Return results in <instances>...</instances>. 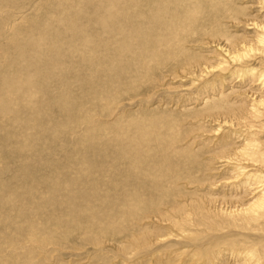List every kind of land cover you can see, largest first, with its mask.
Segmentation results:
<instances>
[{
	"label": "rangeland",
	"instance_id": "1",
	"mask_svg": "<svg viewBox=\"0 0 264 264\" xmlns=\"http://www.w3.org/2000/svg\"><path fill=\"white\" fill-rule=\"evenodd\" d=\"M76 1L77 0H74L72 7H76L79 3ZM225 1L226 0H213L214 3L211 4L210 0H208L210 7H208L209 5L207 4L206 6L203 4L208 8H200V14L202 17H200L201 15L198 16L201 20L204 18L202 20L203 22L200 19H196L195 26L193 21L188 20L185 21L186 26L178 28L180 30L178 33L179 37L175 40V43L172 46V54L176 56H173L170 60L166 58L164 53L166 52V42L171 38V31L165 28L164 24L162 25V21L153 27V33L146 31L143 28L141 32H139L140 34L132 39V53L125 55V57L122 58L124 63L130 65L129 69L126 68L127 65L122 63H119V65L117 63L115 65H119L123 69L119 70L120 67L117 66V71L115 70V73L112 70L110 71V65L105 63L102 64L105 65L102 66V72H100L99 69L98 75L100 77L97 78V68L92 65L93 70H95L93 71L94 73H90V76V74L87 75L85 73L92 71V68L87 67L80 80L89 76L96 85L91 84L90 82V85L88 86L87 83H83L84 80L78 84L70 77H65V80L69 81V84L67 83L65 86L59 85L56 81H51V83L47 84L44 88V93L45 90L46 93L42 96L39 95L41 97L40 99H43L42 102L45 101L43 104L47 106L46 110L48 115L43 112V107L41 105L38 109L41 114L40 117L36 111V114L38 115L37 119L40 121V125H43V129H41L43 131H41L42 134H40L42 136H40L39 140H33L35 139V135L30 134L29 137L33 142L29 144V148L19 147L20 143L18 142V144L14 142L15 135L13 136L12 133L4 132L6 130L3 131L2 129L0 132V188L5 185V190H0V192H3L0 195V199L9 195V192L14 189H16L17 192L21 191L20 189H17L19 176L32 179L45 176L43 171L40 170L44 163L48 164L49 171L52 168V165L56 166V168L58 166L61 168L64 165V159L66 156L70 155V153L72 155L78 153V150L83 148L82 146H84L86 142H89L88 144H90V140L92 141L90 138L97 139L100 138L98 136H103L101 141L93 139L94 141H92L93 143L91 142V144L94 146L90 145V148L94 147L96 150L95 152L91 151L90 154L92 155L94 152L102 155L101 152L104 149V154L107 155V160L112 162L113 158H110V156L113 151L116 152V157L121 156L120 153L127 151L126 146L121 145L119 139L122 138L124 134H128H126L125 127L123 126V124L128 121L132 122L133 125H137L138 122V125L142 127L145 126V128L142 129V132L144 129H147V132L144 133V135L148 137L149 144L147 145V149L152 145H154L155 148L152 149V152L147 154V158L149 159L145 161V163H140L139 167H144V169L139 168L142 170H140L142 177H138L140 179H138L139 182L136 178V173L132 170H128L127 163H122L123 160L118 161V159L115 161H118L120 164L116 162L108 165V168L111 167L108 171L109 180L107 182L101 185V182L103 183L106 179H100L102 178L101 176L100 178L98 177L99 179L96 178L99 180V183L96 182L97 186L101 185L102 191L107 192V189L115 191H110L109 199L105 198L102 200L105 205L108 203L107 206L109 207H113L114 209L117 208L115 205L119 204L120 197L128 196L124 191L131 192L130 196L132 197L129 198L131 199L128 203L129 208L120 212L119 215L117 213L118 216L116 217V219H118L120 215L124 214V219H130L125 223L131 228L130 230L126 228L124 233L120 231L118 234L114 235L113 233H107L106 231L108 228L106 227V229L102 227L103 224H98L99 228H94L95 231L89 229L79 231V233L77 231H71L68 233L65 230L69 227H74L76 223H89V219H91L92 216H95V212H83V214H80L81 216L79 214H67V216L58 218L60 227H56L53 215H48L44 213V211L36 212L34 214L32 210H20L22 213L27 212L30 215H25V218H19L16 214H11L6 221L0 223V264H243L245 259L238 258L237 260V255H241V257L246 255L242 249H244L246 244L247 247L245 248L248 249L249 242L251 243L249 248L253 247V250H255L254 252L257 251L258 256L263 255L264 227L261 228L263 221H261L260 226L259 223L254 226L257 228V230L255 228L257 232L260 230V232H256L259 239L255 238L254 235H252L253 233H248L250 237L248 238V241L246 240V244V241L243 243V248L241 246L240 249H238L237 246L239 245V240H241L238 235V229H234L232 232V228L228 227L229 225L227 224L220 225L221 227L219 228L217 227L218 222H221L222 220L221 218H223V220L226 219L225 217L231 212L230 207H234V205L237 207L239 200H241L240 203L246 204L248 197H250L247 192H249L251 187L247 184H250L252 181H247L246 175H240L242 171L237 172L238 166L242 165L245 167L244 171L248 172V175H264V162L262 163L259 161L255 164L250 160L245 161L243 157H239L237 154L242 148L247 149V147H245L246 143L251 144L255 139L259 144L262 143V148L264 149V131L262 134L258 133L257 136L256 134L255 136H252L251 134L255 133V130L258 132V130L256 128H254L255 130L249 128L250 125H254L255 123H252L248 119L253 116V114L250 113L252 112L250 111L252 110L250 108L252 100L255 97H260L261 99H264V97L262 92L257 91L259 90V88H257L258 85L255 86V82L250 81L251 78L246 76L249 75V70L252 71L254 68H256L255 73H258L257 71L262 69L260 64L263 61L258 58L254 59L257 63L254 60L245 62L247 63L246 65L243 64L242 66H237V69L227 66L223 73L208 72V74L200 75L205 65L215 66L218 62V57L213 54V49H215L216 45H212L210 38L205 36L213 27L215 28L217 26L216 28H219L218 30L220 31L224 29L221 32L228 33L230 36H241L237 41L246 38L251 39L250 37L253 38V36H255L252 30H245V28L247 29L248 27V29H250V27H245L243 23L241 26L237 27L235 26L236 23L232 25L227 19H222L220 17L219 19L215 18V11H211V6L215 4V8H213L219 9L222 5L225 6ZM241 4L242 7H244V5L245 7H250L251 5L250 2L247 4ZM203 9H207L208 11L205 12ZM254 9L255 8L250 9V11H248L249 13L246 11L248 18L250 19L254 15L262 18V16H259L260 13H256L257 10L254 11ZM190 10L194 12V9ZM57 13L58 11L56 10L55 2L53 3V0H6V4L0 7V41L6 43L4 40L11 38L15 28L20 25L23 31L27 24L34 23V20L35 22L41 23L42 19L44 20L50 16H55ZM76 13H78L79 16L80 12L77 11ZM249 15L252 16L250 17ZM82 16L83 14L81 17ZM164 18L168 20L169 17L164 16ZM241 19L242 18H240L239 21H241ZM119 20H121V18H119L118 21ZM208 20L215 21L216 26H213L214 24L212 25V23L209 24L210 21ZM243 22L246 24L248 20H244ZM118 24L120 29L123 30L124 22L119 21ZM118 24L115 27H117ZM191 24L194 26H190ZM207 24H209L208 28L205 27ZM136 25L138 26L139 24ZM38 26H40V24ZM81 26L82 25H80L79 28L82 29ZM202 26L205 28L203 27L204 29L202 28V30H200L199 28ZM193 27H197L196 30ZM51 28L53 31L54 29H59L54 26H51ZM100 28L101 27H99V32L101 33L102 29L100 30ZM198 29L203 32L202 36L201 34H198L200 33ZM26 31L28 30L26 29ZM103 33L100 42L106 44L108 47L113 43L112 40L114 41L116 38H120V35L112 33L110 28ZM197 34L201 37H197ZM186 36H188V39ZM145 37H147L148 40L145 39ZM216 39L220 41H214L219 43L222 41L221 45L225 44V39ZM153 43L159 44L153 47ZM198 43H201L202 47L198 45ZM94 45L97 46L96 43H94ZM157 48H160L161 50H156ZM99 49L100 45L95 47L94 54L97 50L99 53ZM116 50L117 49H113V51ZM102 52H104V50H101V56L105 60L106 58L109 59L111 55L107 57L108 54L104 55ZM149 53L151 54L148 56ZM194 57L197 58L198 61L190 63L189 60H193ZM111 58H113V56H111ZM113 60L116 61L115 59ZM113 60L110 59V61ZM107 62H109V60ZM147 62L151 64V68H148ZM63 63V65H66V62ZM146 66L147 69L141 71L140 68ZM81 68V66H78L74 70H82L83 68ZM66 69L67 67L64 71H66ZM199 69L201 73L198 72ZM145 70H147V76L141 78ZM95 74L97 76H95ZM120 74L122 76H120ZM78 75L81 76L80 74ZM102 76L106 78L104 79ZM73 77L72 74V78ZM98 79H101L102 81L100 80V82H98ZM71 80L73 81L72 85L70 84ZM82 84L84 87L86 86L85 89L82 87ZM92 86H94V88ZM63 88H66V91L59 94L60 90ZM221 88L225 91H221ZM231 90L235 91V93ZM224 93H227L229 96L223 98V95H226ZM220 94L223 95L220 96ZM238 94L240 96H238ZM230 96L233 97L230 98ZM60 99H62V101ZM57 100L63 103H59V108L62 111L64 110L63 112L58 111L57 108H53L54 103H57ZM224 101L227 102L229 108L232 103L231 110L227 107L226 102ZM234 104L237 107L234 106ZM61 105L64 107H61ZM215 105H220V109H216L217 106ZM219 110L222 111L220 112ZM146 118L147 120H145ZM155 118H157L156 121H154ZM263 118L261 122L264 127ZM160 119H163L164 122ZM150 120L156 125H151L149 123ZM20 123L21 121H19L17 125ZM11 130L14 129L12 128ZM96 135L98 136L96 137ZM130 136L132 137V134H130ZM107 137H110V140L118 138L116 143H120V145L116 146V148H114V144L108 143L107 145ZM79 138L82 140L80 139L79 141ZM85 139H87V141ZM129 139L130 137H128L127 140H124V144H128ZM2 141L4 142L2 143ZM81 142L82 144L84 143V145H82ZM75 143H77V147L74 145ZM95 146H97V148H95ZM103 147H106L107 149ZM170 148H177L188 161L184 159H181V161L180 159L175 160V158H170L168 155L165 157L168 160L164 162L161 160L160 162L158 156L164 153L163 149ZM219 153L220 156L225 155V157L230 159V162L226 163L227 165L225 164L224 166H221V161H212L215 155H219ZM104 154L101 156L102 159L105 156ZM232 156L234 158H232ZM237 156L239 157V159H237L239 162L235 164L234 160ZM21 159H28L29 161L26 165H23ZM37 160L40 162H37ZM132 160L136 159H131L130 161L132 162ZM34 162H37V165ZM39 163L43 164L39 165ZM99 163L100 162L97 160L94 164ZM218 164L219 167H216ZM147 165L150 166L148 167ZM21 168L27 170L20 171ZM99 168L100 166L91 171L94 170L93 172H96ZM129 171H132L135 176L130 174L128 177L127 175L129 174ZM147 175L150 176L148 177ZM232 179L234 181L236 180V182ZM146 180H148V182H146ZM86 184H88V182H86ZM242 184L244 185L242 186ZM138 186H140V188ZM241 186L244 188H241ZM141 187L143 188L141 189ZM237 187L238 189L235 190ZM123 188L125 190H123ZM131 189L133 191H131ZM135 190L136 193H133ZM243 191L249 196L246 195L245 192L242 193ZM238 194L241 197H239ZM99 196L102 197V195ZM104 196L107 195L103 194V197ZM165 199L166 201H164ZM170 200H172V202ZM175 201L176 205L181 203L182 207L178 206L176 208V205L173 204ZM166 202L170 205L165 204ZM140 205L148 208H153L158 205L161 212L164 213L165 211L168 213L169 209L173 212L180 209L178 214L175 213L177 218L173 221L177 223V225L178 223H182V225L175 228L174 224L170 222L166 223L162 232L166 231L165 234H170L169 237L171 238L166 239L163 243L156 244V242H153L154 240L151 238H156L154 233H150L151 236L149 239L145 238L148 244L145 243L144 245H138L133 242L130 243L128 236L139 238L142 234H145L148 231L147 227V229H142V232H139L138 228H142L145 225V222H136L134 219L148 216L150 229H154L157 223L154 221V217L148 213L149 210L147 208L143 209L144 211L139 210ZM1 208L2 205L0 203V216L2 212L6 215L10 214V210ZM211 210H213V212ZM131 211H133L134 214H131L130 216L129 212ZM115 223L117 225L119 224L115 220V222L110 225L112 231L115 230ZM62 224L67 227L62 228ZM131 225L138 226L130 227ZM168 225L169 227L173 226L174 228L170 227V230L167 228ZM26 226L28 228H26ZM29 227L34 228L35 234H37V236L35 235L36 245L34 242L31 243V241H29V236H27L30 233ZM19 231H21V237H19ZM142 237H144V235ZM166 237H168V235ZM16 239L21 243L20 245L14 243ZM150 243H152V246ZM257 244H259V246ZM258 247L261 248L259 249L260 252ZM9 253H12L13 255L16 254L15 256L19 258L18 261L11 262L8 260L7 256L10 255ZM262 260L264 261L263 258Z\"/></svg>",
	"mask_w": 264,
	"mask_h": 264
},
{
	"label": "bare ground",
	"instance_id": "2",
	"mask_svg": "<svg viewBox=\"0 0 264 264\" xmlns=\"http://www.w3.org/2000/svg\"><path fill=\"white\" fill-rule=\"evenodd\" d=\"M248 1L251 3L250 7L249 6L245 7V5H244V7H242L241 3L247 4V3H249ZM7 2H9V1H7ZM54 2H55L56 10L58 11V13L55 14V16H50L48 18H45L44 20L42 19L41 23L35 22V20H34V23L27 24L26 28H24L23 31H22V27L20 25L17 28H15V31H14L11 38L4 40L6 43L0 41V132L3 129V131L6 130L4 132L12 133L13 136L15 135L14 136V139H15L14 142L15 143L19 142L20 143L19 147H22V148H29L30 147L29 144L31 142H33V140H36V139L39 140L40 136H42L40 134H42L41 131H43V130H41V129H43V127H42L43 125H40V121L37 119V116L39 115V117H40V115H41L40 112L38 111V109L41 105L43 107V112L45 114H47V110H46L47 106H45L43 104L45 101L42 102L43 99H40L41 97L39 95L42 96L46 93V90L44 93V88L47 86V84H50L51 81H56L59 83V85L65 86V85H67V83L69 84V81L65 80L67 77H70L72 80H75V82H77L78 84L82 80H84L83 83H87L88 86L90 85L89 84L90 82H91V84H95L89 78V76L83 78L82 80H80V78L83 77L82 74H83L84 70L87 69V67L92 68L93 66H95L97 68V71H98L97 75H98L99 69H100V72H102V70H101L102 66H105L102 64H105V63L110 65L109 70L110 71L112 70L115 73L117 71L116 67L120 65L119 63L127 65L126 68L129 69L130 65H128L127 63H124L122 61V58L125 57V55L132 53V51H133V49L131 48L132 39L134 37H137L140 34L139 32H141V30L143 28H144V30L150 31L153 33V27L156 26V24L161 23L162 21H163L162 25L164 24L165 28H167V29H169V31H171V33H170L171 38L168 39L166 42V46H165L166 52L164 53L166 55V58L170 60L171 58H173V56H176V55L172 54V48H173L172 46L175 43V40L179 37L178 33L180 30L178 28H180L181 26H186L185 21H188V20L193 21L195 24L196 19H200V18H198V16L201 15L200 14V12H201L200 8L205 7L206 4L209 5L208 0H77L76 2H79V3L76 5V7H72V4H74V0H53V3ZM210 3L211 4L214 3L213 0H210ZM5 4H6V0H0V7L2 5H5ZM222 4H223V2H222ZM214 5L215 4H213V6H211V11L212 10L215 11V18L219 19V17H220L222 19H227L228 21L231 22L232 25L236 23L235 26H237V27L241 26L243 23V25L245 27H247V26L250 27V29H248V27H247L248 30L246 28H245V30L246 31L252 30L254 32L255 36L252 35L253 38L250 37L251 39L246 38V39H242V40L237 41L238 39L241 38V36L240 37H238V35L230 36L228 33L221 32L224 29L221 28L222 29L221 31L218 30L219 28L218 29L216 28L217 26L215 25L216 24L215 21L208 20V21H210L209 24L212 23V25L214 24L213 26H216V27L215 28L213 27L210 32L207 30L208 33L205 36L210 38L212 45H216L215 49H213V52H214L213 54H215V56L218 57V59H217L218 62L215 66L205 65L202 73L200 72V69L198 72L201 73L200 75L208 74V72L223 73L226 70L227 66L234 67L237 69V66H242L243 64L246 65L247 63H245V62H249V61H252L254 59L259 58L261 61H263L260 64L262 66L261 67L262 69L258 70L257 71L258 73H255L256 68H254V70H252V71L249 70V72H248L249 75H246V76H249L251 78L250 81L255 82V86L258 85L257 88H259V90H257V91L262 92V95L264 97V0H226L224 3L225 6L222 5V7H219L218 5H221V4L217 5L219 7V9H214L215 8ZM208 7H210V5ZM208 7H205V8H208ZM72 8H74L76 11ZM253 8H255L254 11L257 10L256 13H258V14L260 13L259 16H262V18L257 17L255 15L254 16L251 15L252 17L249 15L251 18L250 19L248 18L247 13H249L248 11H250V9H253ZM190 9H194V12H192ZM258 10H259V12H258ZM77 11L80 12L79 16H78V13H76ZM204 11L206 12L208 10L206 9ZM209 11H210V9H209ZM246 11H247V13H246ZM82 14H83V16L81 17ZM77 16H78V18H77ZM164 16L165 17L168 16L169 17L168 20L166 18H164ZM200 17H202V15ZM119 18H121V20H119V21L124 22L123 30L120 29V27H119V24H118ZM240 18L244 19L245 21L248 20V22H247L248 24L246 23L247 24L246 25L245 22H243L244 20H242V19H241V21H239ZM157 21H158V23H157ZM199 21H198V23H199ZM29 22H30V20H29ZM202 22H201V24H202ZM134 23H135V25H134ZM31 24L33 27L31 26ZM39 24H40V26H38ZM117 24H118V26L115 27ZM136 24H139V25L137 26ZM209 24H207V26H205V27L208 28ZM80 25H82L81 26L82 29L79 28ZM192 25L193 24H191L190 26H192ZM51 26H54L55 28H59V29L58 30L54 29V31H53ZM195 26H196V24H195ZM99 27H101L100 30L102 29L101 30L102 34L99 32ZM203 27L204 26H202L199 29L202 30ZM12 28H13V26H12ZM109 28L112 30V33H114L116 35H120V38L119 39L116 38V40H114V41L112 40L113 43L110 44L108 47L106 44H102L100 41L102 40L101 36L103 37V34H104L103 32L105 30H108ZM193 28L196 30L197 27H193ZM26 29L28 31H26ZM182 29H183V27H182ZM191 29H192V27H191ZM200 30H199L200 33H198V32L197 33L201 34V36H202L203 32ZM242 30H243V28H242ZM192 31H193V29H192ZM10 33H11V31H10ZM182 33H184V32H182ZM222 33H224V34H222ZM198 34L196 35L197 37L200 36ZM181 36H182V34H181ZM187 37L188 36H186V38ZM216 38L225 39V41H224L225 44L221 45L222 41L220 43L214 41V40H217ZM145 39H147V37H145ZM193 39H194V37H193ZM217 41H220V40H217ZM1 43H2V45H1ZM94 43H96L97 46L100 45L99 53L97 50V52H95V54H94L95 47H97L94 45ZM204 43H206V42H204ZM248 43H250V44H248ZM158 44L159 43H153L152 45H153V47H155ZM93 45H94V47H93ZM198 45L201 46V43H198ZM209 46H211V45H209ZM91 48H94V49H91ZM112 48L117 49V50L113 51ZM101 50H104V52H102V54H104V55L108 54L107 57L109 55H111V56H113V58H111V56H110L109 59L106 58V60H105L101 56ZM156 50H161V49L157 48ZM151 53H149L148 56ZM209 54H211V53H209ZM110 59H112V60L115 59L116 61L113 60L115 63L113 61H110ZM108 60H109V62H107ZM193 61L196 62V61H198V59L194 57L193 60L192 59L189 60L190 63H192ZM63 62H66V65H63L64 64ZM117 63L119 65L116 66L115 64H117ZM147 63H148V68H151L150 67L151 64L149 62H147ZM78 66H81L83 69L81 68L82 70H80V69L74 70ZM66 67H67V69H66V71H64V69ZM119 67H118L119 70L123 69L121 66H119ZM252 68H250V69H252ZM140 69H141V71H143L144 69H147V66L142 67ZM208 69H210V70H208ZM91 70L92 71H90V72L88 71L89 73H85V72L84 73L88 75L91 72H93L95 69L93 70V68H92ZM72 71H73V73H72ZM119 73H120V71H119ZM72 74L74 76L73 78H72ZM78 74H80L81 76H79ZM97 75L95 74V76H97ZM103 75H105V74H103ZM76 76H79V77H76ZM90 76H91V74H90ZM120 76H122V75L120 74ZM146 76H147V70H145L143 72L141 78H145ZM99 77L100 76L98 75L97 78H99ZM103 78H101V79H103ZM247 79H248V77H247ZM254 79H256V80H254ZM72 80L70 82L71 85L73 82ZM98 80H96V81H98ZM100 80L98 82H100ZM230 80H231V78H230ZM226 81H227V79H226ZM94 82H95V80H94ZM243 82H244V80H243ZM247 82H248V80H247ZM229 83H230V81H229ZM82 87H84L83 84H82ZM92 87L94 88V86H92ZM221 87H223V86H221ZM85 88H86V86L84 87V89ZM39 89H40V91H39ZM93 90H95V89H93ZM64 91H66V88L61 89L59 94L63 93ZM221 91H225V90L221 88ZM231 91H233V90H231ZM39 93H42V94H39ZM233 93H235V91H233ZM224 94H226V95L222 94L223 98L226 96H229V95H227V93H224ZM228 94H230V93H228ZM222 95L220 94V96H222ZM238 96H240V95L238 94ZM231 97H233V96H230V98ZM225 99H228V98H225ZM60 100L62 101V99H60ZM61 101L57 100V103L56 102L54 103L53 108H57L58 111H62L59 108L60 107L59 103H62ZM226 101H224V102H226ZM241 101H242V99H241ZM239 104H241V103H239ZM251 104L252 105H250V108L252 110H250V111H252V112H250V113H252L253 116H251V118H248V119L252 123H255V124L250 125L249 128L250 129L256 128L258 130V132H256V130L254 129L255 133H252L251 135L255 136V134H256V136H257L258 133L262 134V132L264 131L263 130L264 129L263 123L261 122L262 118L264 117V99H261L260 97H255L252 100ZM51 105H52V103H51ZM220 105H222V104H220ZM220 105H218V106L215 105V106H217L216 109H220ZM226 105H227V102H226ZM231 105H232V103L230 104V108H231ZM234 106H236V105L234 104ZM61 107H64V106L61 105ZM227 107H228V105H227ZM222 108H223V106H222ZM36 111L38 112V115L36 114ZM229 113H230V111H229ZM246 115H245V117H246ZM232 117H233V115H232ZM242 117H243V115H242ZM156 119L157 118H155L154 121H156ZM145 120H147V118ZM160 120L163 121V119H160ZM19 121H21V123L19 125H17V123ZM151 121L152 120H150L149 123L151 125L155 126L156 124L151 122ZM41 124H43V123H41ZM246 124H248V123H246ZM123 126L125 127L126 134L127 133L128 134L127 135L124 134L123 137L120 138L119 140L121 141V145L126 146L127 151H124V153H120L121 156H119V157L118 156L116 157V152L113 151L111 153V156H110V158H113L112 162L107 160V155L104 154V152H105L104 149L101 152L102 155L103 154L105 155L103 159L101 158L102 155H100L98 153H94L96 149H94V147L90 148L91 147L90 145H93V144H91V142L94 141L96 138H90V139H92V141L89 139L90 144H88L89 142L88 143L86 142L87 144L85 143V145H84V143L82 144V142H83L82 141L81 144L84 146H82L83 148L78 150L79 151L78 153H76L74 155H72L70 153V155L66 156V158L64 159V161H65L64 165L61 168L59 166L56 168V166L52 165V168L49 171L47 163H44V164L39 163V165L43 164L41 167L42 169H40V170L43 171V174H45V176H41V177H38L35 179L28 178V177L25 178L24 176H22V177L19 176V179H18L19 184H18L17 189H20L21 191L17 192V190L14 189L13 191L9 192V195L4 196V198L0 199V203L2 205V208H4L5 210L11 211V212H9L10 214H7V215L5 213L3 214V212H2V214L0 216V223L6 221L11 214H14V215L16 214V216L19 218L20 217L25 218V215L29 216L30 214H28L27 212L22 213L20 210H27V211L32 210L34 214L36 212L44 211V213H46L48 215H51V216L53 215V220L55 222L56 227L57 226L60 227L59 219H58L60 217L67 216V214H79L80 215V214H83V212H87V213L95 212V216H92V218L89 219L90 220L89 223L82 224L78 221L79 223H76L74 225V227H69L65 231L68 233H70L71 231H73V232L77 231L79 233V231H84V230H89V229L92 231H95L94 228H99L98 224H100V225L103 224L102 227H104V228L107 227L109 229L108 230L106 228L107 229L106 232L111 233V234L113 233L114 235L118 234L120 231L122 233H124L126 228L130 230L131 228H129L128 225L125 224L130 219H127V220L124 219V217H123L124 214L120 215V217L118 219H116V217L120 214V212L127 210L129 208L128 203L131 200L129 198L132 197V196H130L131 192L124 191L125 193H127L128 196L120 197L119 204L115 205L118 208V211H117V208L114 209L113 207H109V206H107L108 203L105 205V203L102 201L105 198H108V199L110 198V191H112V192H115V191L107 189L106 190L107 192H104V191H102L101 185H103L105 182H107L109 180L108 171H109L111 166L108 168V165H111V164L116 163V162L118 163V161H121V160H123L122 163H127V168H129L128 170H132L136 173V178L138 180L139 179L138 177L141 176V174H142L140 172V170L144 169V167L143 168L139 167L140 163H145V161H147L149 159V158H147L148 157L147 154L152 152V149H154L155 147H154V145H152L150 148L147 149V145L149 144L148 143V137L146 135H144V133L147 132V129H144V131L142 132V129L145 128V126L142 127V126L138 125V122H137V125H133L132 122H129V121L124 123ZM12 128L14 130H11ZM132 131L134 134L132 133ZM30 134H32V135L34 134L35 139L32 140L29 137ZM130 134H132V137L130 136ZM24 136H26V137H24ZM97 136L98 135H96V137ZM98 137H100L101 139L97 138L96 141L97 140L101 141L103 139V136H101V135ZM128 137H130V139L128 140V144L127 143L124 144L123 141L127 140ZM109 138L108 137L106 138V141H108L106 143L107 145H108V143L114 144V148H116V146L120 145V143H116L118 138L112 139V140H110ZM51 139H52V137H51ZM80 139L81 138H79V141H80ZM87 139H85V140L87 141ZM3 142L4 141H2V143ZM74 145L76 147L78 146L77 143H75ZM86 145H87V147H86ZM99 146H101V145H99ZM262 146H263L262 143L259 144L258 141L255 139L251 144L246 143L245 147H247L248 151H247V149L242 148L240 150V152L237 151V152H239L237 154L239 157L240 156L243 157L245 159V161L250 160V161L254 162L255 164L258 163L259 161H261L263 163L264 162V149L262 148ZM106 147H103V148H106ZM95 148H97V146H95ZM91 151H94L92 153V155L90 154ZM163 152L164 153L162 155L158 156L160 159V162H161V160H162V162L168 160L165 158L168 155L170 158H175V160H177V159H180V161H181V159L187 160V158L184 157L179 152V150L177 148L176 149L175 148L163 149ZM18 153H16V154H18ZM202 155H203V153H202ZM199 156H200V154H199ZM238 156L234 160L235 164L237 162H239V161H237V159H239ZM110 158H108V159H110ZM232 158H234V157L232 156ZM117 159H118V161H115ZM131 159H136V160H132V162H131L130 161ZM97 160L100 163L94 164ZM229 160L230 159L225 157V155L220 156V153H219V155H215V157L212 159V161H215V162L221 161L220 162L222 164L221 166H224L226 163H229L230 162ZM28 161H29L28 159H25V160L21 159V162L23 163V165H26L28 163ZM180 161H178V162H180ZM37 162H40V161L37 160ZM37 162H34V163L37 165ZM118 164H120V163H118ZM174 164H176V163H174ZM98 166H100L98 171H96V172H93L94 170L91 171L92 169H95ZM147 166L149 167L150 165H147ZM188 166H189V164H188ZM188 166H186V167H188ZM217 166L219 167V164L216 165V167ZM139 168H141V169H139ZM175 168H176V166H175ZM198 168H201V167H198ZM244 168L245 167H243L242 165L238 166L237 172L242 171L240 175H243V176L246 175L247 181H250V180L252 181L250 184H247L248 186L250 185L249 187H251L249 192H247L250 195V197H248V201L246 202V204L245 203L242 204V203H240L241 200H239L238 203L241 205L238 204V206L236 205L237 207H235V205H234V207L233 206L230 207L231 212L226 217L224 215V217L226 219L223 220V218H221L222 223L221 222H218V224L215 223V224H217L218 228L221 227L222 225H226V224L229 225L228 227L232 228V230H231L232 232L234 231V229H238V235L241 239V240H239V245H237L238 249H240L241 246L243 248V243L246 240L248 241V238L250 237V235L248 233H253L252 235H254L255 238L259 239L258 235L256 234L257 228L254 226L258 225V223L260 226L261 221H263L262 223L264 224V175H261V176H258V174H256V176L248 175L249 173L244 171ZM22 170L26 171L27 169L21 168L20 171H22ZM132 171H129V174L127 175L128 177L130 176V174L135 176ZM240 175H238V176H240ZM100 176L102 178H100ZM98 177L102 180L106 179L105 181H103V183L101 182L100 186H97V183H99L98 182L99 180H97L96 178H98ZM235 179H237V178H235ZM139 180H138V182H139ZM149 181H150V179H149ZM233 181H232V183H233ZM86 182H88V184H86ZM142 182H144V181H142ZM146 182H148V180H146ZM229 182H231V181H229ZM234 182H236V180ZM243 185L244 184H242V186ZM242 186H241V188H244ZM138 187L140 188V186H138ZM142 188L143 187H141V189ZM3 189L5 190V185H3L0 188V190H3ZM83 189H85V190H83ZM133 189H135V188H133ZM236 189H238V187L235 188V190ZM123 190H125V189L123 188ZM131 191H133V190L131 189ZM151 192H153V191H151ZM244 192L245 191H243L242 193H244ZM2 193L3 192H0V195ZM133 193H136V190ZM240 193H241V191H240ZM103 194H105L107 196L103 197ZM139 194H140V192H139ZM245 194H246V192H245ZM248 194H246V195H248ZM99 195H102V197H100ZM238 196H239V194H238ZM239 197H241V196H239ZM239 197H238V199H239ZM184 198H186V197H184ZM240 199H242V198H240ZM243 200H245V199H243ZM164 201H166V199ZM170 201L172 202V200H170ZM162 204H164V203H162ZM165 204H169V203L166 202ZM173 204L176 205V201ZM228 204H227V206H228ZM181 205H182L181 203H178L175 207L177 208L178 206H181ZM232 205H233V203H232ZM203 206H205V205H203ZM155 207H158V205L154 206L153 208H148V207H144L143 205H140L139 210L144 211L143 209L147 208L149 210L148 213H150L152 215V217H154V219H155L154 221H156L157 223H156L154 229H150V225L148 222V218H149L148 216L147 217H139L137 219H134L136 222H140V221L145 222V225L142 228L141 227L138 228L139 232H142V229H147V227H148V231L145 234H142V236L144 235V237L141 236L139 238H132V237L128 236V238L130 239V243L133 242L134 244H138V245H144L145 243L148 244L146 239H149V237L151 236L150 233H154V235L156 237L155 239L151 238L152 240H154L153 242H156V244L157 243L158 244L163 243L164 241H166V239L171 238V237H169L170 234H165L166 231L162 232L163 228L166 226L165 225L166 223L170 222V223L174 224L175 228H178L179 225H182V223H178V225H177V223H175L173 221L174 219L176 220V218H177L176 214H178V211L180 209L179 210L176 209L177 210L176 212L170 211V209H169L168 213H167V211H165V213H164V212H161L160 207H158V208H155ZM175 207H173V208H175ZM17 211H19V212H17ZM211 211L213 212V210H211ZM117 213H118V215H117ZM131 214H134L133 211L129 212L130 216H131ZM260 219H263V220H260ZM115 220L119 224L117 225L115 223V225H116L115 230L112 231V227L110 225L113 222H115ZM263 224H262L261 228L264 227ZM132 226L135 227L138 225H131L130 227H132ZM61 227L66 228L67 226L62 224ZM82 227H84V228H82ZM170 227L174 228L173 226H170ZM170 227H169V225L167 226L168 229H170ZM252 227H254V228H252ZM26 228H28V227L26 226ZM255 228H256V230H255ZM29 231H30V233L27 235V236H29V241H31V243L34 242V244H35V242H36L35 235L37 236V234H35L34 228H30ZM66 232H65V234H66ZM258 232H260V230ZM262 232H263V230H262ZM20 234H21V231H19V237H21ZM156 234H158V235H156ZM167 235H168V237H166ZM141 241H143V242H141ZM247 241L245 242V244L247 243ZM249 241H251V240H249ZM14 243H17V245L21 244L17 239L15 240ZM150 244L152 246V243H150ZM250 244L251 243L249 242L248 249L245 248V247H247L246 246L247 244L245 245L244 249H242V250H244V253H246V255H244L243 257H241V255L240 256L237 255V260H238V258H244L246 262L243 260L244 261L243 264H263L264 261L262 260V258L264 259V252H263V255L261 254L263 257L260 255H259L260 256L259 257L257 255L258 254L257 251L254 252L255 250H253L254 248L252 246H251L252 248H249ZM257 245L259 246V244H257ZM0 246H1V243H0ZM260 247H262V246H260ZM147 248H145V249H147ZM255 248H256V246H255ZM149 249H150V247H149ZM259 249H261V248L258 247V250ZM140 250H143V249H140ZM22 251H23V249H22ZM192 252H194V251H192ZM238 252H239V250H238ZM259 252H260V250H259ZM3 254H5V253H3ZM9 254L10 255L7 256L8 260H10L11 262L18 261L19 258L15 256L16 254L15 255H13L12 253H9ZM237 260H235V261H237Z\"/></svg>",
	"mask_w": 264,
	"mask_h": 264
}]
</instances>
